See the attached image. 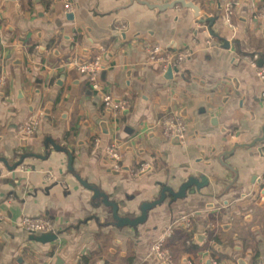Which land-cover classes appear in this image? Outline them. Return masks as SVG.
Masks as SVG:
<instances>
[{
	"label": "crops",
	"instance_id": "1",
	"mask_svg": "<svg viewBox=\"0 0 264 264\" xmlns=\"http://www.w3.org/2000/svg\"><path fill=\"white\" fill-rule=\"evenodd\" d=\"M98 1L0 0V157L14 164L23 154L44 156L50 137L72 152L83 179L133 218L143 202L159 197L163 184L178 190L199 174L210 184L182 199L168 196L136 229L118 228L111 225L112 209L94 205L93 191L68 173L65 153L52 148L47 160L29 157L14 170L0 161V264H161L153 246L165 234L172 264H264V149L245 145L262 135L264 82L244 59L257 55L264 66V20L253 17L264 0H194L206 16L221 12L215 36L209 23L197 24L191 9L160 12L135 1L113 12L129 0ZM195 39L200 48L171 79L149 61V47L181 52ZM103 48L106 69L99 80L116 99L132 101L116 124L77 67ZM52 98L37 132H21ZM170 108L188 126L184 142L169 140L158 125ZM113 141L123 145L120 170L104 154ZM145 162L154 165L135 174ZM41 216L53 223L57 241L29 239L22 219ZM185 216L193 219L190 231L182 227ZM184 231L197 234L191 241L198 246L212 231L214 247L181 250L175 258L170 246L180 244Z\"/></svg>",
	"mask_w": 264,
	"mask_h": 264
},
{
	"label": "built area",
	"instance_id": "2",
	"mask_svg": "<svg viewBox=\"0 0 264 264\" xmlns=\"http://www.w3.org/2000/svg\"><path fill=\"white\" fill-rule=\"evenodd\" d=\"M70 5V4H69ZM71 10V6H69ZM256 20H264V8L258 10L254 16ZM226 18L230 22L233 18V7L229 6L226 11ZM201 42L199 40H193V43L188 46L185 50L181 52L173 51L167 52L165 50L164 54H161V51L164 50L161 47L156 48H147V54L149 57V61L156 64H161L163 69L167 71V69L172 66L173 69H179L186 64V62L192 57L195 53L197 47L200 48ZM213 43L211 40H208V47L211 48ZM105 48H103L102 52L97 55L92 60L78 63L77 67L79 71L83 74H86L89 78V83L94 93L100 95L103 100V104L105 108L111 111L113 124H116L119 117L126 111L132 108V101L130 98L123 97L120 99H116L112 96L106 86L99 80V75L103 70L106 69L104 65ZM244 59L249 62V64L253 67L256 72L258 78L264 82V66L260 65L259 57L255 56H244ZM2 85V80L0 81V86ZM264 97V93H263ZM45 114L44 108L38 110L37 118L35 123L30 126H24L21 128V132L26 133L28 135H34L38 129V123L41 117ZM158 125L162 126L165 132L166 137L169 140H177L180 142H184L187 138L188 134V126L183 120V118L178 115L172 108L166 112L161 119L158 121ZM105 157L108 160H111L115 164V169L120 170L122 168L123 162H125V154L123 150V145L113 141L105 150ZM154 163L145 162L141 164L135 171V174L143 173L153 167ZM4 174V170L0 171V175ZM213 180V178H210ZM259 209L261 211L264 210V201L260 204ZM192 218L190 216H185L182 219V227L185 230L190 231L192 229L193 223ZM22 227L29 233H49L54 232L55 228L53 223L49 218L46 217H36L30 218L25 217L21 221ZM172 234L169 233L168 235ZM166 234L156 242L153 246V252L156 254L160 263L172 264V255L168 248L165 247ZM184 264H193L191 259H186Z\"/></svg>",
	"mask_w": 264,
	"mask_h": 264
},
{
	"label": "water",
	"instance_id": "3",
	"mask_svg": "<svg viewBox=\"0 0 264 264\" xmlns=\"http://www.w3.org/2000/svg\"><path fill=\"white\" fill-rule=\"evenodd\" d=\"M138 2L140 4L148 6L150 9H157L160 12H164L169 9H175L177 7L183 8V9H191L197 24H206L209 23V31L213 36H215L214 32H212V27L214 25V22L217 20V18L220 16L221 12H218L215 16L209 17L206 16V13L204 12L202 8V4L196 3L194 0H172L170 2H164V3H151L148 0H129L128 4L120 5L115 8H113V12L120 11L122 9H125L129 6H131L134 2ZM98 5V0H96ZM221 8V6L219 7ZM224 15L225 10H224ZM69 18H73V13H68ZM228 27H230L229 23H226ZM227 43V42H226ZM165 50L161 51V54H164ZM261 64V63H260ZM177 69H173L172 66H170L166 73L165 77L167 79L173 78L174 72H176ZM55 99L52 98L50 100L49 105L46 107L45 112L46 114H50L53 108V103ZM101 126L105 133L108 134L109 128L107 125V122H102ZM177 141V140H176ZM45 144V155L41 156L38 154H23L21 155L20 159L15 162L14 164H10L9 160L5 157H0V161L3 162V164L9 169L14 170L20 165H22L26 158L29 157H36L43 160H47L51 153L52 148L56 152H62L65 153L68 157V165H67V171L68 173L72 174L81 184H83L86 188L93 191V204L97 207L101 204L106 205L107 207L112 209V216L113 221L111 222V225L116 226L118 228H124V227H131V228H138L139 225L145 224L149 218V212L154 209L156 206L161 205L165 202L168 196H171L173 200L182 199L186 197L187 192L193 188L196 189V191H201L204 187L209 186L210 180L206 174H199V176H190L187 181H185L178 190H175L173 187L167 184H163L161 186V192L159 197L151 202H143L139 208L140 213L136 217L131 216H123L119 213L120 205L115 201L111 200L110 196L101 190V188L97 185L90 184L87 180L83 179L81 175L77 172L75 169L73 162L74 157L72 152H70L65 146H61L57 144L52 138H47L44 142ZM249 147L258 146L259 151H263L264 149V126L262 129V135L260 137L255 138L250 144H245ZM238 147L236 145L231 151H228L225 153V155L232 154L235 149ZM96 200V201H95ZM98 220L97 216H94ZM88 219L81 220L79 224L86 223ZM79 227V226H78ZM199 240L203 239V236H198ZM29 239L31 241L39 242L42 244H48L55 242L59 239V233L58 232H49V233H29ZM239 264H245L242 260L238 261ZM166 264V263H161Z\"/></svg>",
	"mask_w": 264,
	"mask_h": 264
},
{
	"label": "trees",
	"instance_id": "4",
	"mask_svg": "<svg viewBox=\"0 0 264 264\" xmlns=\"http://www.w3.org/2000/svg\"><path fill=\"white\" fill-rule=\"evenodd\" d=\"M195 232H183L182 239L179 245H171L170 248L172 249L175 258L180 254L181 250H184L186 253H196L200 251V249H212L214 247L216 238L213 235L212 231L208 232V240L202 245L198 246L191 241V236L195 237L197 234Z\"/></svg>",
	"mask_w": 264,
	"mask_h": 264
}]
</instances>
